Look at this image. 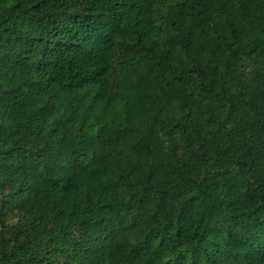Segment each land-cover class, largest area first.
<instances>
[{
	"label": "trees",
	"instance_id": "16d2710c",
	"mask_svg": "<svg viewBox=\"0 0 264 264\" xmlns=\"http://www.w3.org/2000/svg\"><path fill=\"white\" fill-rule=\"evenodd\" d=\"M0 264H264V0H0Z\"/></svg>",
	"mask_w": 264,
	"mask_h": 264
}]
</instances>
